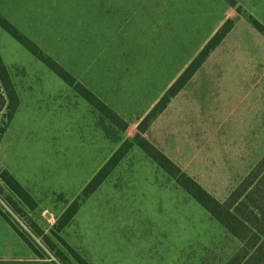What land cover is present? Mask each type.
<instances>
[{
    "label": "rangeland",
    "instance_id": "rangeland-1",
    "mask_svg": "<svg viewBox=\"0 0 264 264\" xmlns=\"http://www.w3.org/2000/svg\"><path fill=\"white\" fill-rule=\"evenodd\" d=\"M0 12L74 79L0 26V51L21 101L0 142V175H17L37 203L25 207L29 231L23 229L34 234L35 223L65 252L84 251L96 264L101 253L117 264H225L239 241L135 137L236 11L224 0H0ZM87 89L126 129L85 96ZM142 134L225 200L264 155V36L242 31L224 39ZM118 150L127 154L58 232L70 205L81 206L85 187ZM98 211L115 216L93 225ZM108 220L116 233L101 237L118 235L119 246H135V253L100 246Z\"/></svg>",
    "mask_w": 264,
    "mask_h": 264
},
{
    "label": "trees",
    "instance_id": "trees-1",
    "mask_svg": "<svg viewBox=\"0 0 264 264\" xmlns=\"http://www.w3.org/2000/svg\"><path fill=\"white\" fill-rule=\"evenodd\" d=\"M231 6H236V0H225ZM238 12L246 14L242 7L237 8ZM248 15L252 24L264 33V26L253 16ZM235 19H227L213 36L206 42L199 53L193 58L189 65L183 70L179 77L166 90L160 100L154 105L151 111L139 123V133L135 140L146 154L150 155L161 168L177 180V182L196 199L228 232H230L240 243L238 249L226 261L225 264H264V155L254 164L231 189L225 200L221 201L209 193L195 179L187 175L182 169L162 151L148 141L143 132H146L156 118L167 108L171 99L175 97L190 82L192 77L206 62L210 54L223 42L228 33L235 25ZM0 26L9 32L12 37L23 44L36 57L46 62L51 67H58L60 74L73 80L69 73H66L61 66L50 55L45 53L29 36L24 34L7 17L0 12ZM85 96L96 104L102 112L111 120L126 129L125 121L113 111L106 103L99 100L88 89ZM20 106V97L16 84L10 73V69L4 61L0 51V142ZM121 149V148H120ZM118 150L99 170L85 187L83 198L86 199L102 184L106 177L112 172L125 155H118ZM5 193V196L3 195ZM0 195L5 199L12 213L0 206V213L12 224L16 231L22 235L35 255L38 257L55 256L62 264L87 263L75 250L68 254L58 246L54 239L44 234L35 223V229L31 227L34 234H29L16 220L15 215L26 219L25 207L35 210L37 203L30 192L8 171L0 175ZM79 209L77 203H73L68 211L60 219L57 225L58 232L62 231L73 219ZM41 238L42 244L38 238ZM65 244L66 242L63 241ZM67 245V244H66Z\"/></svg>",
    "mask_w": 264,
    "mask_h": 264
},
{
    "label": "crops",
    "instance_id": "crops-1",
    "mask_svg": "<svg viewBox=\"0 0 264 264\" xmlns=\"http://www.w3.org/2000/svg\"><path fill=\"white\" fill-rule=\"evenodd\" d=\"M236 2H237V5L235 7L229 4L234 9V11H236V15L232 16L233 17L232 19H235L236 22H235L233 29L228 33L227 37L235 35L236 33H241L242 31L250 32L253 36H264V33L258 30L245 17H242L237 10L239 6L242 7L247 12V14L253 16L256 20H258L264 26V0H236ZM243 36H245V34ZM227 37L225 39H227ZM11 174L17 178V175L13 173ZM20 184L24 186V184L21 181H20ZM93 193L95 194V191ZM92 194H90L89 197ZM89 197H87L82 202L77 213L75 214V216L73 217L71 221L72 224L74 223L75 217L80 213L82 206L85 204L84 202L85 201L87 202V200L90 199ZM94 213L95 214L93 217L95 219L91 218L89 220V222L92 223L93 225H100V221L96 219L99 216H103L107 218L115 216L114 211H98ZM70 223L67 225L68 227ZM106 224H107V227L105 229L100 230V236H99L100 243H101L100 246L108 250L121 249V250L132 251L135 253V249H136L135 246H132V245L125 246L124 244H123V247L119 246L118 235H115L114 238H112L113 239L112 242H109L111 240V237L102 238L101 236L112 235L116 233L114 226H113L114 225L113 221L108 220L106 221ZM71 227L73 228V226H70V228ZM82 248L84 247L82 246ZM136 254L138 255L139 253H136ZM81 255L83 256L84 260L87 263L96 264L91 260L89 254L83 251ZM100 255L103 257V259L100 258V260L102 261V264H107L106 261H109V264H117L113 261L111 256L105 255L104 253H101ZM133 258H125V259L131 260ZM0 264H61V263L53 255L51 257H43V258L36 256L34 251L31 249V247L26 242L25 238L22 235H20L16 231V229L12 226V224L0 213ZM133 264H135V262Z\"/></svg>",
    "mask_w": 264,
    "mask_h": 264
},
{
    "label": "built area",
    "instance_id": "built-area-1",
    "mask_svg": "<svg viewBox=\"0 0 264 264\" xmlns=\"http://www.w3.org/2000/svg\"><path fill=\"white\" fill-rule=\"evenodd\" d=\"M0 206L4 207V209H7L12 213V210L9 208L8 204L6 201L3 199V197L0 195ZM16 220L21 224V226L29 231V228L26 226V224L22 221V219L19 216L15 215Z\"/></svg>",
    "mask_w": 264,
    "mask_h": 264
}]
</instances>
